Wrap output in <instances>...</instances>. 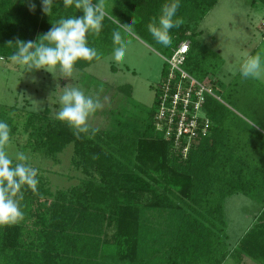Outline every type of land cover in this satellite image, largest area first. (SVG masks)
I'll list each match as a JSON object with an SVG mask.
<instances>
[{
	"label": "trees",
	"instance_id": "trees-1",
	"mask_svg": "<svg viewBox=\"0 0 264 264\" xmlns=\"http://www.w3.org/2000/svg\"><path fill=\"white\" fill-rule=\"evenodd\" d=\"M110 1L112 13L135 19L141 37L163 49V56L190 41L186 70L220 85L224 97L249 111L244 116L264 122V88H257L258 80L238 73L224 82V58L199 37V23L220 0H179L174 19L183 24L170 30L168 47L152 38L147 24L172 0ZM29 3L36 5L34 12ZM250 3L264 11V0ZM82 15L74 6L64 8L63 0H54L51 15L43 13L42 0H0V58L9 59L16 51L7 46L9 41L37 42L59 19ZM112 24L105 18L99 35H88L100 58L112 46ZM256 54L264 59V49H255ZM99 59L80 60L74 68L84 70ZM119 89L132 96L131 85ZM157 103L156 88L154 105L145 114H116L109 130L96 128L95 134L79 137L49 112H27L20 130L14 118L19 108L0 104V121L10 126L11 139L20 132L27 136L23 152L58 162L73 144L72 162L85 174L79 184L52 192L36 169L37 191L22 189L23 219L0 225V264H225L230 257L235 264H264V154L257 159L247 153L249 140L237 124L242 119L218 96L209 95L205 106L211 135L183 159L171 155L170 142L155 129ZM234 194L249 197L261 209L232 249L225 238L223 204Z\"/></svg>",
	"mask_w": 264,
	"mask_h": 264
},
{
	"label": "rangeland",
	"instance_id": "rangeland-1",
	"mask_svg": "<svg viewBox=\"0 0 264 264\" xmlns=\"http://www.w3.org/2000/svg\"><path fill=\"white\" fill-rule=\"evenodd\" d=\"M96 2L98 0H93V3ZM105 5L108 13L105 18L113 23L114 31H120L122 37L130 41L122 61L114 60L113 49L116 45L111 42L112 46L106 49V53L96 63L84 70L74 68L72 79L60 76L58 69L52 73L44 69L26 72L24 67L12 63L9 59L0 58V104L19 108L14 118L20 130L27 112H49L51 117H55V112L60 107L57 87L63 88L69 83L79 86L85 95L99 97L102 108L90 117V123L94 128L109 130L116 114L119 118L129 117L131 111L145 114L152 109L157 84L161 81L165 69L164 51L155 44L146 42L136 25L131 32L121 29L115 22L116 18L122 25H132V22L114 15L110 0H105ZM198 31H201L199 37L203 43L224 58L220 78L229 83L238 75L237 68L247 55H252L255 49H264V11L252 8L250 0H220L201 20ZM247 82L251 84L249 80ZM254 83H260L257 88H264V80ZM128 85L132 86V96H127L119 89ZM213 91L221 102L242 119L237 124L243 126L240 135L247 136L249 140L246 149L258 152L264 145V122L244 116V113L248 114L249 111L243 108L244 105L240 107L242 103L235 105V102L224 97L220 85H213ZM32 100L43 102L41 105L43 111L36 108ZM261 105L264 106L263 103ZM256 116L260 117L257 113ZM26 137V134L20 132L12 138L8 152L10 154L23 152L21 146L25 143ZM24 153L29 157L27 162L47 178L52 192L71 188L85 178L82 170L76 168L72 162L73 144L58 156V162L32 154L30 151ZM258 157L261 159L260 155L257 159ZM223 209L227 234L225 238L229 248L233 249L243 233L254 224L261 205L243 194H234L224 201ZM225 264H235V260L230 257Z\"/></svg>",
	"mask_w": 264,
	"mask_h": 264
},
{
	"label": "clouds",
	"instance_id": "clouds-1",
	"mask_svg": "<svg viewBox=\"0 0 264 264\" xmlns=\"http://www.w3.org/2000/svg\"><path fill=\"white\" fill-rule=\"evenodd\" d=\"M64 8L74 6L82 10L80 17L72 16L59 19L50 30L41 35L37 42L16 39L15 43L9 41L7 46L15 47L16 51L9 60L26 69V72L44 69L50 73L59 71L60 76L73 79L75 64L80 61H92L99 59V53L89 46L88 35H99L103 21L108 15L105 0H63ZM29 10L35 11L36 5L29 3ZM54 0H42V11L51 15ZM179 0H172L161 7L158 17H152L147 24V30L152 38L164 47L172 43L170 30L179 28L183 24L182 19H174ZM115 22L125 32H131L132 25L121 24L116 18ZM113 58L116 62L123 60L130 41L125 40L120 31L112 33ZM237 71L243 79L264 80V59L259 54L247 55L239 64ZM235 72H233V75ZM59 109L55 112V118L66 123L73 129L74 135L95 134L98 129L90 123V117L102 108L99 97L85 95L84 91L76 84L69 83L63 88L57 87ZM33 105L40 111L43 102L33 101ZM11 129L8 123L0 121V225L16 223L23 219L21 201L24 199L22 189L26 186L33 193L37 191L39 183L37 170L26 161L29 159L24 152L10 154L8 148L11 140ZM15 161H18L14 163Z\"/></svg>",
	"mask_w": 264,
	"mask_h": 264
},
{
	"label": "built area",
	"instance_id": "built-area-1",
	"mask_svg": "<svg viewBox=\"0 0 264 264\" xmlns=\"http://www.w3.org/2000/svg\"><path fill=\"white\" fill-rule=\"evenodd\" d=\"M190 47V41L184 40L172 48L170 56H163L165 69L157 84L155 115V129L170 142L171 155L183 159L211 135L212 123L205 104L209 95L217 97L212 83L186 70Z\"/></svg>",
	"mask_w": 264,
	"mask_h": 264
},
{
	"label": "crops",
	"instance_id": "crops-1",
	"mask_svg": "<svg viewBox=\"0 0 264 264\" xmlns=\"http://www.w3.org/2000/svg\"><path fill=\"white\" fill-rule=\"evenodd\" d=\"M258 140V139H257ZM262 145V144H261ZM252 147V146H251ZM254 150V149H253ZM253 150H248V152L247 153H249L250 154V156L252 155H254L255 157L257 156V155H259V154H264V145H262L261 146V149L257 152V151H253ZM244 153H246V152H244Z\"/></svg>",
	"mask_w": 264,
	"mask_h": 264
}]
</instances>
